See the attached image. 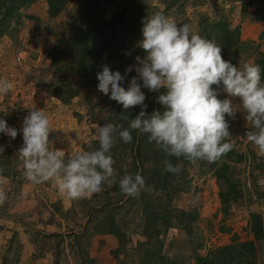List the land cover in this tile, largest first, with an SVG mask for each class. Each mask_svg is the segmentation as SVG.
Here are the masks:
<instances>
[{"label": "trees", "instance_id": "16d2710c", "mask_svg": "<svg viewBox=\"0 0 264 264\" xmlns=\"http://www.w3.org/2000/svg\"><path fill=\"white\" fill-rule=\"evenodd\" d=\"M35 1L37 0H0V39L9 37L14 32L16 35L19 33L22 25V11ZM45 1L47 17L54 20L62 12H67L68 26L61 28L53 48L47 53L49 62L43 69V73L49 78L48 81L30 80L39 82L44 90L62 105H69L77 97V87L98 90L99 81L96 77L100 69L97 66L104 56L112 65L111 71L124 74L120 69L124 53L128 45L138 43L143 39L142 21L148 15L151 16L155 12H161L166 16L171 12L175 17L183 15L186 0H157L161 6L158 10L149 7L147 0ZM73 1L75 2L70 6ZM203 1L192 0L190 5L194 7ZM99 9L109 11L110 16L103 18L98 13ZM200 16L202 22L197 34L209 40L214 39L222 48L221 54L225 58L223 59L230 61L236 67L241 64L240 57H243L242 63L254 59L253 63L262 69V80H264V53L259 49V45L252 41H242L239 27H231L225 17L211 22L204 13ZM137 54V50L133 51L132 56ZM124 75H126V80L122 86L127 89L130 76ZM75 78L78 81L74 82ZM80 80L84 82L81 83ZM93 85L94 87H90ZM213 88L219 93L218 98L224 100L223 86L213 85ZM142 91L146 96L145 103L148 106L146 111L149 115L153 111L164 110L163 106L157 103L159 93L148 89ZM86 100L91 103V95H88ZM95 105L104 108L105 124L119 122L123 123L125 128L128 127V121H116L112 114L118 116L123 112L125 115L130 114L134 119L142 110L137 106L125 111L121 104L108 97L103 98V101H98ZM73 115L78 120L81 118L77 112ZM225 119L227 121V114ZM96 121L98 120L94 117L92 122ZM98 124L103 126L101 122ZM13 127L19 133L14 140L0 133V146L4 148V151L0 152V168L4 169L3 179L16 183L15 192H17L25 176L23 168V177L17 178L19 160L13 154L15 153L14 148L18 151L23 145V135L22 128L17 125ZM248 130H252V127L244 131L245 135ZM132 136L131 143L118 140L111 150V155L115 160L117 179L126 172L133 175L140 173L146 181L145 187L137 197L133 198L122 194L118 183L112 186L105 184L102 188L104 192L102 195L95 193L91 199H79L84 206L81 214L76 213V215H81V220L85 222L83 225L77 223L80 226L79 230H70L67 235L69 240L67 243H69L75 264L96 263V258L87 255L86 252L91 239L95 236L112 238L113 247L109 254L114 264H264V217L260 213H250L247 221L252 239L239 241L233 234L229 244L214 247L205 255L199 254L198 248L201 245L199 243L194 246L188 245V247L185 245L184 248H189L188 251L191 252L189 258L188 255L183 256L185 258L179 255L169 256L163 252L164 243L161 239L170 229H177L186 234L188 242L192 243L197 212L195 209L184 210L174 205V200L178 199L181 194L191 192L192 178L189 172L191 167L197 168V176L211 173L215 178L222 222L219 230L223 234H229L230 228L223 225V222L231 215L232 206L240 204L243 200L242 181L236 177L237 165L250 160L251 157L253 166L264 170V156L258 157L252 149L241 150L236 147L237 143H235V147L230 152L214 162L191 163L183 157H168L154 143H149L146 134L140 135L133 131ZM53 139L54 136L50 135V140ZM239 142L241 143L242 140ZM90 144L91 146L86 151L99 148L98 140H93ZM68 157L66 154L65 158ZM165 160H170L174 166L179 165L181 168L179 174L166 172ZM251 174L252 181H254L256 176ZM194 193L195 191L192 195ZM255 194L257 199L264 201L262 189L257 188ZM93 199L94 203L91 201ZM56 206L57 204L53 205L55 210H57ZM116 211H121L125 218H118ZM15 220L23 222L20 215H17ZM64 236L55 233L43 235L41 232H35L32 235V242L36 240L34 243L39 241L53 243L49 247L39 249L42 250L41 254L51 252L55 256L54 264H60L64 257ZM133 237H136L134 242ZM9 243L8 255L3 264H18L22 245L14 237ZM190 259H193L192 263Z\"/></svg>", "mask_w": 264, "mask_h": 264}, {"label": "rangeland", "instance_id": "374dc122", "mask_svg": "<svg viewBox=\"0 0 264 264\" xmlns=\"http://www.w3.org/2000/svg\"><path fill=\"white\" fill-rule=\"evenodd\" d=\"M191 1H185L183 15L175 17L169 12L168 16L178 24H190L195 34L198 33L202 22L200 15L203 13L211 22L225 17L231 27H239L242 41H252L254 44H258L259 49L264 53V0H204L203 3L194 7L190 5ZM146 3L156 10L161 7L157 0H147ZM46 8L45 0L31 3L22 11V25L19 33L16 35L14 32L9 37L0 39V79H7L13 84L12 90L7 95H0V118H3L10 127L17 125L22 128L23 120L31 109L37 107L45 109L50 117L51 135L54 136L50 146L65 150L66 154L71 156L73 142H75L76 151H86L91 146L90 143L97 140L96 129L100 126L99 122L102 125L105 124V115L103 114L104 108H99L95 104L98 101H103V98H110V93L104 95L96 89L88 90L85 87H77V97L72 100L71 104L62 105L56 98L51 97L39 82L30 80L48 81L49 78L43 73V69L49 62L47 53L53 48L61 28L68 26L67 12H62L52 20L47 17ZM98 13L105 19L110 16V12L103 9H99ZM136 50L138 51L136 56L143 57L145 55L143 50L138 47V43L135 42L128 45L121 62V72L130 76L127 85L131 78L136 76L134 70L131 73H126V69L136 63V56H132L133 51ZM222 57L224 58V56ZM242 60L243 57H240L241 64L238 68H243V64L249 61L253 62L254 59H249L244 63ZM102 65L112 67L106 60V56L97 66L100 71H102ZM75 81H78L77 78L74 79ZM79 82L83 83L84 80ZM90 87H94V85ZM145 89L142 87V90ZM222 92L223 99H231L235 105V116L233 118L227 115V123L229 132L237 143L236 147L245 151L252 149L258 157L264 156L258 155V150L245 139L244 131L252 126L245 118L246 112L239 99L229 97L224 91ZM88 95L92 97L91 103L86 100ZM75 112L81 116L79 120L73 115ZM94 117L98 121L92 122ZM14 151V157L19 160L15 148ZM22 169L23 164L19 160L17 164L18 179L23 177ZM189 170L190 178H192L191 192L181 194L178 199L174 200V205L184 210L195 209L197 212L192 243L188 242L186 234L177 229H170L166 235L161 237L164 243L163 252L169 256L188 255L189 258L191 252L188 251L189 248H184L185 245L188 247V245L194 246L200 243L198 252L205 255L208 250L214 247L229 244L233 234L239 241L252 239L247 223L250 213H260L264 217V201L257 199L255 194L257 188L264 191V170L253 166L251 157L250 160L237 165L236 177L242 181L243 200L240 204L232 206L231 215L223 222V225L230 228L229 234H223L219 230L222 222L215 178L211 173L197 176L196 167H191ZM251 173L256 176L254 181H252ZM15 184L10 180L0 179V192H3L6 197L0 201V264H3L8 255L9 242L13 237L19 240L22 245L18 264H54L55 256L51 252L41 254V249L49 247L53 243L48 241L34 243L36 240L32 242V235L35 232H41L43 235L52 233L65 235L64 257H62L63 259L61 256L59 257L60 264H75L69 243H67L69 241L67 235L70 230H79L80 226L77 223L83 225L85 222V220H81V215H76V213L81 214L84 203H81L79 199H69L66 195L61 194L53 181H49L48 184H34L25 178L17 192H15ZM194 191L195 193L192 195ZM103 193L101 190L97 194L102 195ZM92 195L83 199H91ZM91 201L94 203V199ZM54 204H57V210L53 207ZM14 215H20L23 222L16 221ZM117 217L124 219L125 215L120 211L117 212ZM135 239L136 237H133V242ZM90 242L86 252L87 255L96 258L95 264H114V260L109 254L113 247L111 237L95 236ZM190 262L192 263L193 259H190Z\"/></svg>", "mask_w": 264, "mask_h": 264}, {"label": "clouds", "instance_id": "9594fccd", "mask_svg": "<svg viewBox=\"0 0 264 264\" xmlns=\"http://www.w3.org/2000/svg\"><path fill=\"white\" fill-rule=\"evenodd\" d=\"M143 39L138 47L143 57L136 56V63L126 69L133 70L127 87H123L126 75L111 71L102 65L97 73L98 91L123 106L125 111L139 106L142 110L133 119L123 112L112 114L116 121L96 129L99 148L92 151H76L73 142L72 155L52 148V127L45 109L33 108L23 120V145L16 156L22 162L25 178L42 184L53 181L61 194L69 199H81L99 193L103 186L118 183L120 192L137 197L146 181L140 173H125L117 179L115 160L111 150L119 141L131 143L132 132L147 135L149 143L162 150L168 157H183L191 163L214 162L235 147V139L229 132L225 115L234 118L236 111L231 99L221 100L213 88L223 86V91L238 98L251 124L245 139L264 155V80L259 65L249 61L243 68L234 66L222 57V48L216 41L193 32L190 24H178L170 16L155 12L143 21ZM142 82V84H141ZM142 87L159 93L157 103L163 111L147 113L146 96ZM13 84L0 79V95H7ZM0 133L13 140L18 130L0 118ZM4 148L0 146V152ZM166 172L179 174V165L164 161ZM3 168H0L2 178ZM0 192V201L5 199Z\"/></svg>", "mask_w": 264, "mask_h": 264}]
</instances>
